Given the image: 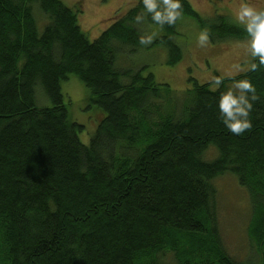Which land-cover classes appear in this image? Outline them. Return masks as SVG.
<instances>
[{
    "label": "trees",
    "instance_id": "obj_1",
    "mask_svg": "<svg viewBox=\"0 0 264 264\" xmlns=\"http://www.w3.org/2000/svg\"><path fill=\"white\" fill-rule=\"evenodd\" d=\"M181 4L180 17L196 20L212 41L248 38L242 25L219 15L206 21L188 0ZM78 8L0 0V264H248L226 254L217 230L214 180L225 172L249 189L247 234L262 252L250 264H264L259 58L252 57L255 71L217 75L216 89L189 78L192 86L177 94L151 73L116 63L119 51L145 46L143 22L165 31L147 46H167L177 63L182 51L171 36L179 18L158 25L138 0L89 41ZM71 73L96 110L87 144L61 88ZM240 79L255 84L259 99L248 117L252 127L234 135L218 101ZM42 96L51 104L37 105Z\"/></svg>",
    "mask_w": 264,
    "mask_h": 264
},
{
    "label": "rangeland",
    "instance_id": "obj_2",
    "mask_svg": "<svg viewBox=\"0 0 264 264\" xmlns=\"http://www.w3.org/2000/svg\"><path fill=\"white\" fill-rule=\"evenodd\" d=\"M61 1L67 7L79 6L78 23L89 41L98 37L101 31L111 25L116 16H121L138 2V0ZM188 2L206 21L219 15L226 17L228 21L236 25L239 24L234 16L241 2H249L258 8H264V0H188ZM36 11L43 14L39 8ZM42 16L47 19L45 14ZM37 19H39L38 26L41 30L43 28V25L40 26L42 17L38 15ZM140 27L145 31V36L156 33L153 39L158 35H165V31L161 28L146 22L141 23ZM175 29L176 34H173L171 39L182 51L177 63H170V51L167 46L155 44L138 47L134 52H130L127 48L119 51L116 64L122 70L141 69V73L145 76L151 73L156 83H168L170 89L177 94L192 86L193 82L189 78L198 83L208 84L209 89H216L218 87L215 83L217 75L219 77L239 75L247 71L251 65L253 58L248 51L249 38L229 37L212 41L209 37V41L201 46L198 43V37L203 29L196 20L179 17ZM68 77L61 83V88L67 100L71 119L85 126L79 139L87 144L95 132L96 110L88 106L90 94L78 76L71 73ZM232 83L227 84L228 88ZM42 99L37 102V105L51 104L45 96H42ZM208 154L212 156L213 150L210 149ZM214 185L217 188L215 197L217 230L223 250L238 262L250 264L251 261L254 263L255 259L260 258L262 252L256 249L247 234L252 210L249 189L241 186L238 177L231 172H225L224 175L217 177Z\"/></svg>",
    "mask_w": 264,
    "mask_h": 264
},
{
    "label": "clouds",
    "instance_id": "obj_3",
    "mask_svg": "<svg viewBox=\"0 0 264 264\" xmlns=\"http://www.w3.org/2000/svg\"><path fill=\"white\" fill-rule=\"evenodd\" d=\"M144 10L151 14L156 24L172 25L181 16V0H142ZM137 21L142 19L136 16ZM248 35V51L252 57L259 58V65L264 66V8H258L249 2H241L234 16ZM153 35L141 36L139 43L147 45L152 42ZM209 41L208 30L200 32L198 43L203 46ZM258 65L252 63L250 69L255 71ZM216 85L222 81L216 78ZM257 89L250 79L235 80L226 91L222 92L218 101L220 117L227 130L234 135H241L252 127L248 119L253 109V102L258 100Z\"/></svg>",
    "mask_w": 264,
    "mask_h": 264
}]
</instances>
